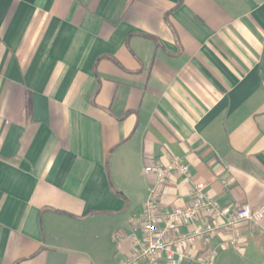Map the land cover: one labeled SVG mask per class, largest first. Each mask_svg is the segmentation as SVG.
I'll return each mask as SVG.
<instances>
[{
  "label": "crops",
  "instance_id": "crops-1",
  "mask_svg": "<svg viewBox=\"0 0 264 264\" xmlns=\"http://www.w3.org/2000/svg\"><path fill=\"white\" fill-rule=\"evenodd\" d=\"M175 158L191 175H170L163 211L199 182L264 210V0H0V264L127 260L145 167ZM241 235L182 264H264V220Z\"/></svg>",
  "mask_w": 264,
  "mask_h": 264
},
{
  "label": "built area",
  "instance_id": "built-area-1",
  "mask_svg": "<svg viewBox=\"0 0 264 264\" xmlns=\"http://www.w3.org/2000/svg\"><path fill=\"white\" fill-rule=\"evenodd\" d=\"M144 171L146 175L156 176L157 188L151 191L141 213L131 219L133 225L139 224L141 235L135 241L136 248L129 258L120 264H182L186 258L188 245L202 242L208 246L222 229L232 234V238L223 244L224 247L240 252L246 246L241 235V225L243 223L259 225L264 220V210L250 205L235 209L221 207L209 195L204 182L195 184L192 199L187 206L163 211L162 189L170 175L177 174L188 178L191 175L190 167L178 158L167 167L151 160ZM218 219L224 220L220 226L215 222ZM192 223L197 224L193 232L184 235L178 233L182 226ZM160 224H163V227H160ZM176 233L178 234L175 236ZM116 239L121 241L122 234L116 233ZM217 258L218 252L209 249L200 264H217Z\"/></svg>",
  "mask_w": 264,
  "mask_h": 264
}]
</instances>
